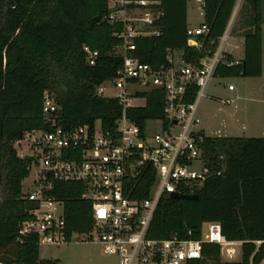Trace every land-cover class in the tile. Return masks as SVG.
Instances as JSON below:
<instances>
[{
  "label": "trees",
  "instance_id": "16d2710c",
  "mask_svg": "<svg viewBox=\"0 0 264 264\" xmlns=\"http://www.w3.org/2000/svg\"><path fill=\"white\" fill-rule=\"evenodd\" d=\"M162 16L158 36L135 39L140 61L167 64V50L178 49L188 63L211 54L230 21L236 0H202L203 23L208 27L198 40L187 44L189 0H154ZM251 6L245 21L244 57L236 64L220 63L214 77H259L262 74V0H246ZM108 0H0V262L50 264L41 260L37 235L20 236L22 222L31 218L32 202L22 195L29 175V159L17 155L14 143L25 132L47 129L42 116V93L50 91L60 106L66 128L99 123L112 129L121 106L115 98L96 95L102 82L118 76L122 59L113 50L122 23L108 20ZM99 53L94 65L86 63L83 46ZM227 60H232L226 54ZM145 104L129 107L127 114L142 130L148 120H164V91L139 93ZM191 99V98H190ZM202 157L221 170L195 190L197 199L163 197L152 218L149 236L165 239H199L205 222L216 221L229 240H242L238 262H222L220 247L203 243L202 259L190 264H259L264 258V137L203 136ZM153 171L139 177L136 198L148 195ZM53 196L64 204L66 235L89 232L93 225L90 201L82 198L79 182H54ZM183 194H190L184 189ZM190 232V234H189Z\"/></svg>",
  "mask_w": 264,
  "mask_h": 264
},
{
  "label": "built area",
  "instance_id": "2783aa9c",
  "mask_svg": "<svg viewBox=\"0 0 264 264\" xmlns=\"http://www.w3.org/2000/svg\"><path fill=\"white\" fill-rule=\"evenodd\" d=\"M200 5L202 8V0ZM108 8V20L123 25L117 34L121 44L113 50L122 63L118 76L98 85L96 95L115 98L121 106L120 116L112 129H103L99 123L66 128L61 124L60 106L53 94L48 90L42 93L47 129L24 133L21 140L28 143L31 153L22 151L21 140L14 143L17 155L29 159L30 182L25 190L22 188V195L33 204L31 218L21 223L19 235L36 234L40 246L65 244L75 234L78 241L99 243L105 253L117 256L118 264H190L202 259L206 242L219 245L220 256L224 255L226 262L235 261L238 253L242 255L244 241L227 239L216 221L203 223L206 230L202 225L199 239L176 235L156 239L148 234L163 197L174 192L183 194L184 189L194 193L208 177L221 173L202 157L204 134L197 127L198 111L218 64L238 63L227 60L225 50L235 11L211 54L188 63L181 50L168 49L167 64L151 65L135 55V39L160 34L156 25L162 16L159 2L108 0ZM201 13L203 16V10ZM207 31L203 21L196 27L187 26V44L199 50L202 45L198 37ZM83 51L86 63L94 65L98 51L86 45ZM109 87L114 89L113 94L107 92ZM151 89L164 91L165 119L158 120L162 132L153 135H149L147 124L156 120H148L142 130L127 114L129 107H138L131 103L132 98ZM228 89L233 86L228 85ZM150 171L154 179L148 195L134 197L142 190L139 177ZM54 182L83 185L82 198L90 201L92 209L89 232L67 237L64 204L51 193ZM262 242L254 241L257 246ZM259 264H264V258Z\"/></svg>",
  "mask_w": 264,
  "mask_h": 264
},
{
  "label": "rangeland",
  "instance_id": "374dc122",
  "mask_svg": "<svg viewBox=\"0 0 264 264\" xmlns=\"http://www.w3.org/2000/svg\"><path fill=\"white\" fill-rule=\"evenodd\" d=\"M251 6L248 4L244 7L246 10L241 12L242 23L245 22L250 15ZM202 8L200 5V0H189L187 3V24L188 27H196L203 21ZM236 13V11H235ZM235 15V14H234ZM264 16V11H262ZM238 17V16H237ZM237 27L236 18L233 19L230 26L229 37L225 44L226 54L236 55L238 49H234L235 40L233 39L232 31ZM231 78H221L214 77L211 81V87L209 90H215L220 95L223 93V84H227ZM235 82V80H233ZM215 85V87H213ZM107 92L109 94L114 93V89L108 88ZM207 94V92H206ZM207 98L201 100L198 111L199 123L197 124L198 128H204L206 136H217L218 129H220V136H244V132L241 131V128L236 124V119L232 115L233 108L223 107L220 100H217L218 103H207ZM211 100V99H209ZM144 99L141 97H134L131 100V103L137 106L144 105ZM214 102V100H211ZM225 124L226 130H222L221 125ZM161 123L156 121H151L147 124V130L149 135H153L156 132H162ZM20 147L25 154L31 153V149L28 146V143L25 140H21ZM30 178H25L23 181V190L29 184ZM3 192V183L0 184V194ZM203 230H206V225H203ZM75 234L72 236V239L61 245H47L42 244L39 246V257L41 260H49L50 264H118L117 256L107 254L104 252L102 246L97 242L92 241H78L75 238ZM236 260L232 262H238L241 260L240 253L237 254ZM222 262H226L224 255L220 256Z\"/></svg>",
  "mask_w": 264,
  "mask_h": 264
},
{
  "label": "crops",
  "instance_id": "0c3cea01",
  "mask_svg": "<svg viewBox=\"0 0 264 264\" xmlns=\"http://www.w3.org/2000/svg\"><path fill=\"white\" fill-rule=\"evenodd\" d=\"M247 5L246 0H236L233 11H236L234 18L237 21V27L232 31L233 39L235 40L234 49H238L236 55H231L232 60L240 61L244 57V32L249 29L245 22L242 23L240 18L241 12L246 10L244 7ZM243 11V12H244ZM264 11V0L261 4V14ZM238 16V17H237ZM262 74L259 77H233L226 85L223 84V93L220 95L215 90L205 95L207 103H219L223 107H232L234 113L232 115L236 119V124L244 132L243 137H264V16L262 15ZM235 80V82H233ZM210 83V87H211ZM228 85H232L233 89H228ZM215 87V85H213ZM209 90V88H208ZM203 98V99H204ZM214 102H211V100ZM225 100H232L231 103H224ZM222 130H226L225 124L221 125ZM200 129V128H199ZM205 134L204 128L200 129ZM220 136V129L217 131Z\"/></svg>",
  "mask_w": 264,
  "mask_h": 264
},
{
  "label": "water",
  "instance_id": "95a60500",
  "mask_svg": "<svg viewBox=\"0 0 264 264\" xmlns=\"http://www.w3.org/2000/svg\"><path fill=\"white\" fill-rule=\"evenodd\" d=\"M170 198L171 199H179V198H184V199H197L198 195L196 193H191V194H178L176 192L170 193Z\"/></svg>",
  "mask_w": 264,
  "mask_h": 264
}]
</instances>
